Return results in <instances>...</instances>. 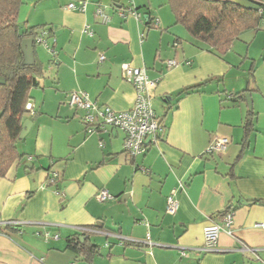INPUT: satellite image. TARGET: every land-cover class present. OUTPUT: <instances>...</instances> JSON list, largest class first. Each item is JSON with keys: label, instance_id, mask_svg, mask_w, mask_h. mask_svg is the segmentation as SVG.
I'll return each instance as SVG.
<instances>
[{"label": "crops", "instance_id": "crops-1", "mask_svg": "<svg viewBox=\"0 0 264 264\" xmlns=\"http://www.w3.org/2000/svg\"><path fill=\"white\" fill-rule=\"evenodd\" d=\"M70 2L78 0H24L19 9L20 23L51 29L56 53L34 49L42 76L29 92L32 112L23 115L32 126L20 140L23 157L0 178V222L23 223L1 228L0 264H264L263 22L220 58L175 23L167 0H86L84 12L68 10ZM99 6L106 23L95 15ZM167 60L178 66L167 68ZM124 63L157 81L151 105L162 132L135 157L124 151L122 131L89 134L84 112L67 104L81 92L99 107L131 109L135 92L122 78ZM244 90L256 117L241 149L249 110L245 97L231 98ZM223 138L226 150L208 154ZM101 188L111 196L104 203L95 199ZM172 192L179 208L169 215ZM227 211L232 235L221 232L216 251L197 250L203 229L221 225ZM74 237L97 252L78 255L67 247Z\"/></svg>", "mask_w": 264, "mask_h": 264}, {"label": "trees", "instance_id": "trees-1", "mask_svg": "<svg viewBox=\"0 0 264 264\" xmlns=\"http://www.w3.org/2000/svg\"><path fill=\"white\" fill-rule=\"evenodd\" d=\"M23 1L0 0V78L4 81V84H0V178L5 177L11 166L23 157L16 146L23 115L27 113L29 92L38 86V79L42 76L36 58L34 65H22L21 42L33 39L35 49L38 46L36 39L43 31L46 33V40L53 38L51 29L46 26H28L19 22L18 14ZM257 4L260 9L254 11L213 0H167L175 23L220 58L243 32L259 28L261 22H264V4ZM149 24L148 22L147 25ZM194 89L196 88H187L179 95ZM245 92L246 90L234 94L232 103L244 101ZM255 117L252 110L244 117L241 149L246 145L249 134L254 131ZM67 247L84 258L97 252V247L87 246L75 237L68 239Z\"/></svg>", "mask_w": 264, "mask_h": 264}, {"label": "built area", "instance_id": "built-area-1", "mask_svg": "<svg viewBox=\"0 0 264 264\" xmlns=\"http://www.w3.org/2000/svg\"><path fill=\"white\" fill-rule=\"evenodd\" d=\"M86 0H78L77 3L70 2L67 5V9L71 11L84 12L86 9ZM129 14L139 18L140 15L133 7L127 8ZM126 11V12H127ZM95 15L101 18L103 23L109 21L101 6L95 10ZM264 24V22H263ZM85 33L92 35V31L86 27ZM46 33L43 31L36 42L43 45L47 52L54 56L55 48L49 46L48 40L45 39ZM176 45V44H174ZM104 60V56H99V62ZM167 68H173L178 66L175 60H167ZM185 64H190L186 62ZM122 78L129 83L135 92V100L131 109L126 111H114L108 106L99 107L96 103L90 101L88 97L81 92H71L68 97L67 104L69 107L82 110L84 115L82 122L86 126L87 133L91 134L96 131H102L105 127L118 129L124 133L123 149L126 153L135 157L144 153L146 148V141L148 138L153 141L157 140L162 132V126L157 119L151 105V89L155 87L157 81H151L146 75V71L143 68H134L127 63L121 65ZM26 110L32 112V105L26 104ZM228 139H217L207 149L208 154L218 155L223 153L228 145ZM31 160V158H29ZM57 175H53L50 182H54V178ZM95 199L99 203H104L111 199L109 192L105 188H101L95 195ZM179 208V203L175 199L174 193H170L166 198V213L174 215ZM23 222L17 220H9L0 222V233L3 227H14ZM261 226V225H257ZM83 233L88 234L93 232L88 228H81ZM221 232L228 235H232V212L227 211L222 216L221 225L212 224L203 229V246L198 248L199 251L213 252L216 251V244L218 236ZM185 251L182 249L180 255L184 256Z\"/></svg>", "mask_w": 264, "mask_h": 264}, {"label": "water", "instance_id": "water-1", "mask_svg": "<svg viewBox=\"0 0 264 264\" xmlns=\"http://www.w3.org/2000/svg\"><path fill=\"white\" fill-rule=\"evenodd\" d=\"M215 2H221V3H229L234 4L240 8H243L245 10H254L258 11L260 9L257 2L253 0H213ZM21 52L23 56L22 65L24 66H32L35 64V51L33 47V39H24L21 42ZM0 84H4V81L0 78ZM246 103L248 106V110H252L251 105V98L250 94H245ZM32 119H26L23 121L21 126V133L19 135V140H22L27 133L29 132L31 126H32ZM150 141V138L147 139V143Z\"/></svg>", "mask_w": 264, "mask_h": 264}, {"label": "rangeland", "instance_id": "rangeland-1", "mask_svg": "<svg viewBox=\"0 0 264 264\" xmlns=\"http://www.w3.org/2000/svg\"><path fill=\"white\" fill-rule=\"evenodd\" d=\"M167 10H168V12H169V9L167 8ZM263 32V31H262ZM246 35L244 36V38H241V42H242V40H244V41H250L253 37H254V33L252 32V30L251 31H248V32H246L245 33ZM190 39H192L193 40V38H190ZM236 46L238 45V44H240L239 42H235L234 43ZM38 46H39V48H40V50L42 51L43 49H41V48H43L40 44H38ZM260 52V50L257 48V47H253L252 48V50H251V52H250V55H257L258 53ZM44 53V52H43ZM44 57H45V55H44ZM248 67V63H243L242 64V67H241V70H243V69H246ZM17 150L20 152H22V148H21V141L20 140H18V142H17ZM20 152V153H21Z\"/></svg>", "mask_w": 264, "mask_h": 264}]
</instances>
